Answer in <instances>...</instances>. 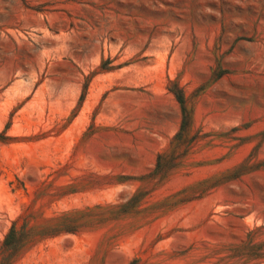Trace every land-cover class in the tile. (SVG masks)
<instances>
[{"label": "rangeland", "instance_id": "rangeland-1", "mask_svg": "<svg viewBox=\"0 0 264 264\" xmlns=\"http://www.w3.org/2000/svg\"><path fill=\"white\" fill-rule=\"evenodd\" d=\"M0 264H264V0H0Z\"/></svg>", "mask_w": 264, "mask_h": 264}]
</instances>
